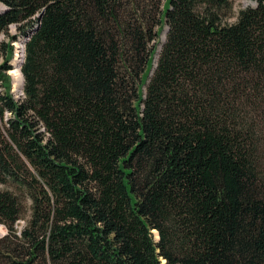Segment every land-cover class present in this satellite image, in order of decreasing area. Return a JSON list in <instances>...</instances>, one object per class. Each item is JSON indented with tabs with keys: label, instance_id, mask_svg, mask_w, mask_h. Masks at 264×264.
I'll return each instance as SVG.
<instances>
[{
	"label": "trees",
	"instance_id": "trees-1",
	"mask_svg": "<svg viewBox=\"0 0 264 264\" xmlns=\"http://www.w3.org/2000/svg\"><path fill=\"white\" fill-rule=\"evenodd\" d=\"M232 1L0 0V264H264V0Z\"/></svg>",
	"mask_w": 264,
	"mask_h": 264
},
{
	"label": "rangeland",
	"instance_id": "rangeland-1",
	"mask_svg": "<svg viewBox=\"0 0 264 264\" xmlns=\"http://www.w3.org/2000/svg\"><path fill=\"white\" fill-rule=\"evenodd\" d=\"M253 5H255V0H234V1H232V7H231V17L228 19V22H233L234 21V15L241 9V8H244V7H248V6H253ZM166 27L165 26H163V28L162 29H165ZM19 35V32H18V30L17 29H14V28H8V30L6 31V34L5 35H3V36H1L0 37V57L2 58V57H5L6 56V54H8V52H11V58H12V53H13V47H11L10 46V43H11V41L13 40V41H15V40H17V39H20V38H13L12 39V37H17ZM163 39H164V34H163V32L161 31L160 32V35H159V38H158V40H157V43H156V45H155V48H156V51H157V53H155V55L153 54V57H152V65H153V62H154V58H156L157 57V54H158V51H159V49H160V45H161V43H162V41H163ZM6 41H8V43L6 42ZM2 43H6L7 45H8V47H7V51H5V54L3 55V53H2V51H4L2 48H1V44ZM15 43V42H14ZM0 58V59H1ZM11 58H10V61H11ZM12 67V66H11ZM12 69H13V67H12ZM11 69V70H12ZM10 70V71H11ZM14 72V71H13ZM7 77V78H6ZM14 78V77H13ZM5 79L7 80V85L9 86V92H10V88H12V81L10 82V80H11V77H10V75L9 74H5ZM14 80H15V78H14ZM14 82V81H13ZM15 83V82H14ZM13 90V89H12ZM18 91H15V90H13V94H11L12 96H14V97H17L18 96ZM5 188V186H3V185H0V189H4ZM21 203H22V208H23V214H24V216L25 217H27L28 216V210H29V205H30V201H28V200H21ZM25 221H26V219L24 218V219H21V220H19L17 223H16V229L17 230H19L23 225H24V223H25ZM6 234V229H5V227H3V226H1L0 225V237H3L4 235ZM154 234H156V233H154ZM156 236V235H155Z\"/></svg>",
	"mask_w": 264,
	"mask_h": 264
},
{
	"label": "built area",
	"instance_id": "built-area-1",
	"mask_svg": "<svg viewBox=\"0 0 264 264\" xmlns=\"http://www.w3.org/2000/svg\"><path fill=\"white\" fill-rule=\"evenodd\" d=\"M0 9H3V5H1V4H0ZM9 28L17 29L16 25H14V24L10 25ZM10 46L13 47V53H12V58H11V66L13 67V69H12V67H11V69L14 70V68H15V66L13 64V61H17L16 65L18 66V70L21 72L20 67H21V65H22V63L24 61V56H25V49H24L25 43H24L23 39H17L15 41L12 40L11 43H10ZM4 58L5 57H2L0 59V64L3 62ZM11 69H9V70H7L5 72V74H9L10 77H11L10 82L12 81V84H11L12 88H10V92L9 93L13 94V90L18 91V93H19L18 96L17 97L13 96V98L16 99V100H19V99L24 97V93H23V77H22V80H20L19 83H14L13 79H12V75L10 74V72L12 71Z\"/></svg>",
	"mask_w": 264,
	"mask_h": 264
},
{
	"label": "bare ground",
	"instance_id": "bare-ground-1",
	"mask_svg": "<svg viewBox=\"0 0 264 264\" xmlns=\"http://www.w3.org/2000/svg\"><path fill=\"white\" fill-rule=\"evenodd\" d=\"M16 62L17 61H13V64H14V66H15V68H14V70H12L11 72H10V74L12 75V79H13V81L15 82V83H19L20 82V80H22V74H21V72L18 70V66L16 65ZM14 71V72H13ZM15 78V80H14V78ZM156 235V237H157V234H155Z\"/></svg>",
	"mask_w": 264,
	"mask_h": 264
},
{
	"label": "water",
	"instance_id": "water-1",
	"mask_svg": "<svg viewBox=\"0 0 264 264\" xmlns=\"http://www.w3.org/2000/svg\"><path fill=\"white\" fill-rule=\"evenodd\" d=\"M164 34H165V32H164ZM156 59H157V57H156V58H154L153 66H152V68H151V70H150V72H149V75H148V76H150V75L153 73V71H154V67H155Z\"/></svg>",
	"mask_w": 264,
	"mask_h": 264
}]
</instances>
